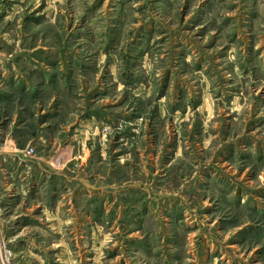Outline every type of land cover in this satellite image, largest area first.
Returning a JSON list of instances; mask_svg holds the SVG:
<instances>
[{
  "label": "rangeland",
  "instance_id": "rangeland-1",
  "mask_svg": "<svg viewBox=\"0 0 264 264\" xmlns=\"http://www.w3.org/2000/svg\"><path fill=\"white\" fill-rule=\"evenodd\" d=\"M2 6L0 264H264V0Z\"/></svg>",
  "mask_w": 264,
  "mask_h": 264
},
{
  "label": "crops",
  "instance_id": "crops-1",
  "mask_svg": "<svg viewBox=\"0 0 264 264\" xmlns=\"http://www.w3.org/2000/svg\"><path fill=\"white\" fill-rule=\"evenodd\" d=\"M2 4H3V0H0V15L3 13V6H2ZM0 100H4L3 98H0ZM6 145H7V143H5L4 144V146H3V149H5V148H9V146L8 147H6ZM11 146H14L12 143L10 144ZM2 153H4V155H9L8 153H5V152H3V151H1ZM15 152V151H14ZM16 157H19V156H17L16 155ZM20 159H21V157H20ZM22 160V159H21Z\"/></svg>",
  "mask_w": 264,
  "mask_h": 264
},
{
  "label": "built area",
  "instance_id": "built-area-1",
  "mask_svg": "<svg viewBox=\"0 0 264 264\" xmlns=\"http://www.w3.org/2000/svg\"><path fill=\"white\" fill-rule=\"evenodd\" d=\"M32 152H33L32 150H30V151H26L25 154H26V155H31Z\"/></svg>",
  "mask_w": 264,
  "mask_h": 264
}]
</instances>
